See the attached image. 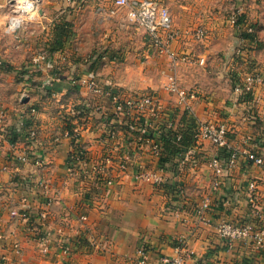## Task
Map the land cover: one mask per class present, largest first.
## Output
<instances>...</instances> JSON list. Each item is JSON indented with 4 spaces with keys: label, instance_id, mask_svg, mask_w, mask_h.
I'll return each instance as SVG.
<instances>
[{
    "label": "crops",
    "instance_id": "obj_1",
    "mask_svg": "<svg viewBox=\"0 0 264 264\" xmlns=\"http://www.w3.org/2000/svg\"><path fill=\"white\" fill-rule=\"evenodd\" d=\"M83 1L62 0L64 10L67 6L73 8L62 15L58 11L49 16L42 9V19L48 20V26L43 21L27 23L8 44L0 40V58L5 66L0 78L6 75L17 78L18 69L23 73L32 71L31 62L25 61L33 50H39L36 46L44 41L48 42L43 43L47 47L54 40L63 41L62 27L57 24L54 30L51 26L54 21L74 22L76 26L74 38L67 40L63 51L49 54L38 71L17 78L15 86L19 94L0 97V110H5L0 124V231L4 234L0 240V264H138L140 247L145 250V264H164L162 258L175 256V246L179 244L192 254L196 264H264V247L257 250L252 242L236 241L227 249L216 232L220 222L239 221L250 215L251 206L245 193L249 181L255 182L254 205L264 226V170L253 165L245 169L239 159L217 178L219 187L213 188L215 178L207 161L220 150L211 142H193L187 135L183 139L187 146L183 154L166 142L156 155L152 150L155 119L151 120L147 133L131 136L127 118L113 114L107 101L95 100L85 87L75 89L71 83L72 79L96 71L103 76L100 80L113 84L119 94L155 93L160 118L164 125L171 123L173 131L183 125L192 127L195 121L224 122L230 128L229 138L235 147L264 154V83L253 92V116L248 112V104L237 101L234 91L237 77L253 66L264 76V62H248L255 58L251 52L246 59L242 58L244 52L234 37L237 30L221 9L209 8L210 1L203 2L205 5L201 4L195 13L177 12L174 0H162L177 33L170 45L173 58L151 47L143 35L147 49L143 47L140 52L145 57L152 55L145 62L128 49L121 50L122 56L117 61L113 52L108 54V60L104 54L102 60H96V54L85 59L90 49L85 47L86 33L101 16L85 12ZM96 1L104 4V0H93ZM103 17H107L106 13ZM198 24L204 25L200 27L204 31L201 39L195 37L200 29ZM25 56L27 59L22 60ZM21 62H25L22 69L18 67ZM53 65L59 68V78ZM132 65L138 74L131 70ZM170 74L175 75L183 89L194 94L188 116L182 117L175 96L165 87L166 76ZM44 80L51 84L42 89ZM80 103L92 105L81 116L76 112ZM96 104L100 107L95 108ZM31 106L36 109L37 140L29 144L25 138L15 136L11 149L1 132L3 128H12L16 116ZM107 123L116 132L113 139L105 131ZM68 127L78 132L86 150L83 168L87 176L80 174V164L71 168L72 172L67 170L72 165L68 161L74 149ZM126 142L131 145L129 157L122 153ZM12 153L36 154L42 158V167L31 161L14 162ZM134 160L155 171L164 182L135 180L131 173ZM101 163L106 168L103 177L112 180L107 191L96 189L98 182L91 173V168ZM205 199L209 205L197 215L196 208ZM11 210L25 211L31 219L13 218ZM83 215L85 220L80 219ZM43 227L49 231L51 243L47 254L42 253L31 233ZM64 241L69 242L68 256L57 254ZM16 244L19 251L15 250Z\"/></svg>",
    "mask_w": 264,
    "mask_h": 264
},
{
    "label": "built area",
    "instance_id": "obj_2",
    "mask_svg": "<svg viewBox=\"0 0 264 264\" xmlns=\"http://www.w3.org/2000/svg\"><path fill=\"white\" fill-rule=\"evenodd\" d=\"M40 1L41 0H7V3L12 7L10 14L5 21V32L15 34L19 29L28 22H33L40 17ZM67 3L71 0H65ZM237 11L240 10L241 4L246 0H235ZM113 4L116 8H119L125 12L127 21L132 22L140 26L143 30V34L149 43V45L155 48L157 51L163 52L173 58V53L170 51V45L177 36L176 31L173 28L172 18L170 12L162 0H113ZM240 14L232 12L229 17V22L236 28L237 34L241 33V26L238 21ZM251 29L248 27L245 32L249 33ZM204 36V31L200 28L195 32V37L201 39ZM239 42L242 44L248 43L253 46L255 40L245 39L239 36ZM252 41V42H251ZM44 54H39L31 59L32 70L38 71L41 65V61L45 60ZM3 62L0 60V68L3 67ZM1 71V70H0ZM31 70L27 73H23L21 70H17L16 76L19 78L28 76L31 74ZM79 80H74V87H85L88 92L93 95L105 97L109 104L113 114H118L124 118H127L126 126L131 136L136 133L142 135L147 133V127L150 125L151 120L155 119L156 125L153 134L152 150L156 155H159L160 148L169 141L170 145L175 146L180 153L184 152L187 148L182 144L184 134H187L191 141L207 140L216 146L220 153L214 154L207 161L208 168L214 175L212 187H219L218 177L224 175L229 169H231L239 159L243 161L244 168L249 166H257L264 170V154L251 150V149H239L235 147L229 138L230 128L224 122H209V121H195L192 127L186 128L182 126L180 130H172V124L160 118L159 105L157 95L153 92L145 93H133L129 95H122L116 92V87L109 83L103 82L99 77L93 73L87 74L86 77H79ZM264 83V76L253 66L248 71L242 74L241 77H237L234 85V91L236 92L237 101L248 104V112L250 116H253V108L251 107L252 96L255 88ZM49 80H44L43 86L50 85ZM166 89L172 93L176 98L177 106L182 109V117L188 116L191 113V101L194 99V94L188 90L183 89L177 82L174 74L166 76ZM108 107V106H107ZM91 106L88 103H80L76 108L77 115H85L89 111ZM5 116V110H0V124ZM15 123L12 128H3L1 136L9 142L11 149L14 148V137H23L29 142V144L36 142L38 129L36 124V109L31 106L25 111L18 114L15 118ZM182 120V119H181ZM183 127L185 129H183ZM69 136L72 137L74 142V149L69 156L67 170L72 172L71 168H76L79 164L80 174L87 176L88 172L83 168L85 159V148L80 141V136L76 130H72L71 127L66 128ZM105 131L108 134L109 139L115 137L116 132L107 123L105 125ZM132 131V132H131ZM162 145V146H161ZM131 145L129 142L125 143L123 156L129 157ZM183 154V153H182ZM11 159L17 163H31L36 167H42V158L36 154H21L16 155L12 153ZM109 161L108 159L104 160ZM125 165H122L124 168ZM2 170V168H0ZM96 183V189L102 190L110 188L112 180L104 178L106 175V168L104 164H99L91 168ZM131 173L135 180L143 181L151 184L163 183V178L142 164L134 160L131 163ZM255 182L249 181L247 189L245 191L248 203L251 206V213L248 218L239 221H223L216 226V232L222 239L225 248L231 249L234 242H252L257 250H261L264 247V226L261 224V214L259 209L254 205L255 195ZM231 197H235V194H230ZM226 204V202L224 203ZM209 200H203L196 208V214L201 215L202 212L208 207ZM10 216L15 218L19 217L23 220L29 221V216L25 211L11 210ZM33 219V218H32ZM81 220H85L83 215ZM33 238L39 243L42 253H49L51 247L49 231L46 228H38L32 232ZM4 238V234L0 231V240ZM68 241H64L59 245V252L68 256L70 250L68 247ZM15 250L19 251L16 244ZM175 256H164L162 261L164 264H196V260L192 254L181 244L175 246ZM144 248L137 250L138 264H145L144 260Z\"/></svg>",
    "mask_w": 264,
    "mask_h": 264
},
{
    "label": "rangeland",
    "instance_id": "obj_3",
    "mask_svg": "<svg viewBox=\"0 0 264 264\" xmlns=\"http://www.w3.org/2000/svg\"><path fill=\"white\" fill-rule=\"evenodd\" d=\"M206 1H210L208 5H209V8H211V10L221 9L226 19L230 17L232 12H237L240 14V19H242V26H241L240 31L245 32V29L249 27L251 29V31H249V34H251L252 36L251 40H255L253 46H251L248 43L242 44L238 40L241 34H239V36L237 33L236 35L234 34V37L235 38L237 37L236 42L237 41L239 42L237 43L238 48H240L241 51L244 52V55H242V58L246 59L247 55L249 54L250 56V52H251L253 53L251 55L252 56L254 55L255 58L251 59V61H248V62H264V0H246L245 2L241 4L239 11H237L238 9L236 7L235 0H225L223 3H220L219 0H213V2H211L212 0H174V4H175V8L177 12L179 10H187L189 12L196 13L197 10L200 8V5L201 4L205 5L204 3ZM61 2L62 0H41L40 1V13L42 9L46 10L47 15L49 16L56 15L58 11L60 12V15H62V12L64 13L65 11L67 12L68 10L73 11V8L69 6L65 7V10H64ZM83 2H84L83 5L85 4V7L87 8V9L84 8L86 9L85 12L86 11L96 12L98 13L97 15L98 18L101 16L99 20L98 19L96 21L94 20L91 23V28H88L89 33H86V37H87L86 44L87 45L85 47L90 46V49L85 54L84 56L85 59H89L90 55L92 56L93 54H96L95 56L96 60H99V59L102 60L104 59L102 54H104L105 59L108 60V54H110V52H113V54L116 55L115 60L117 61L120 59L119 56H122V51H121L122 49L123 51L128 49L129 52H132L134 54L137 53L136 57L141 62H145L146 60L152 59L151 54L145 57L140 52V50L143 49L144 47L143 44H145L143 30L137 24L127 21L125 17V12L119 8H116L113 4V0H104V4H100L97 1L93 2V0H84ZM104 9H106L105 10L106 12H103L102 14H100V11ZM11 10H12V7L7 3V0H0V40L1 42L7 43L9 40L14 39V37L17 38L16 34L18 31L15 34H10V33L5 32V21H6L7 16L10 14ZM75 12L78 13L77 11ZM105 13L107 16L106 18L103 17ZM41 21H43V25L46 22V26H48L47 24L48 20L42 19V14H40V17L37 20L33 22H28V24L30 23L39 24ZM62 22L64 21H61V22L59 21V23H55L54 21L53 25L51 26L55 30L56 28L54 27L57 26V24L61 25L62 34H63L62 36L64 37L63 41L54 40V44L49 47L43 45L44 42H45L44 44L48 42L40 41L41 43L38 46H36V48L38 47L37 49L39 50L38 51L33 50L34 57L39 54H44L45 58H47L49 54H52L55 51H59V50L63 51L64 47L67 46L66 44L67 40L70 41V39L74 38V35L76 33L75 23L74 22L71 23L67 21L66 23L64 22V24H61ZM224 24H226V22H224ZM200 27L203 28L204 25L198 24L197 28H200ZM232 30H234L233 27H232ZM144 49H147V48L144 47ZM114 50H117V52ZM32 56L29 59H27V56L22 57V60L25 58V60L27 59L26 61L24 60L25 62H29V61L31 62ZM130 57L131 59L133 58L132 56ZM0 60L2 59L0 58ZM25 62H21L18 65V67L21 69L24 68L23 65ZM53 67H54L53 69H55L56 71L54 72V74L56 75L57 78H59L58 66L53 65ZM131 70H133L134 74L135 73L138 74L135 65L131 66ZM92 73L97 77L103 78L102 75L99 76L98 74H96L97 73L96 71ZM17 78L15 76L10 77V75H6L0 78V97L10 98L12 95H15L16 93L19 94V89H17V87L15 86L17 82ZM79 79L80 78H77V80ZM73 81L74 80L72 79L71 80L72 85H74ZM88 93L92 96V98L94 97L95 100L104 99L105 101H107V103H109L105 97L98 96L96 94L93 95L90 92ZM95 106H96L95 108L100 107L99 104H96Z\"/></svg>",
    "mask_w": 264,
    "mask_h": 264
},
{
    "label": "trees",
    "instance_id": "obj_4",
    "mask_svg": "<svg viewBox=\"0 0 264 264\" xmlns=\"http://www.w3.org/2000/svg\"><path fill=\"white\" fill-rule=\"evenodd\" d=\"M238 22H239L240 24H242V19H239ZM240 34H241V36H242L243 38H245V39H249V40L252 39V36H251V34H249V33L241 32ZM3 65H4V64H3ZM6 69H7V68H6ZM0 70H1V71L5 70V67H4V66L1 67ZM185 136H187V134L183 136V139H184ZM183 139H182L181 143L185 145ZM189 139H190V138H189ZM166 142L169 143L168 140H166ZM169 144H170V143H169Z\"/></svg>",
    "mask_w": 264,
    "mask_h": 264
},
{
    "label": "water",
    "instance_id": "obj_5",
    "mask_svg": "<svg viewBox=\"0 0 264 264\" xmlns=\"http://www.w3.org/2000/svg\"><path fill=\"white\" fill-rule=\"evenodd\" d=\"M23 101H25V100H23Z\"/></svg>",
    "mask_w": 264,
    "mask_h": 264
}]
</instances>
